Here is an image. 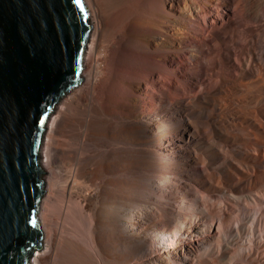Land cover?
I'll return each instance as SVG.
<instances>
[{
    "label": "bare ground",
    "instance_id": "bare-ground-1",
    "mask_svg": "<svg viewBox=\"0 0 264 264\" xmlns=\"http://www.w3.org/2000/svg\"><path fill=\"white\" fill-rule=\"evenodd\" d=\"M82 3L29 264H264V0Z\"/></svg>",
    "mask_w": 264,
    "mask_h": 264
},
{
    "label": "water",
    "instance_id": "water-1",
    "mask_svg": "<svg viewBox=\"0 0 264 264\" xmlns=\"http://www.w3.org/2000/svg\"><path fill=\"white\" fill-rule=\"evenodd\" d=\"M87 19L82 0H0V264H29L40 247L41 139L81 82Z\"/></svg>",
    "mask_w": 264,
    "mask_h": 264
},
{
    "label": "rangeland",
    "instance_id": "rangeland-1",
    "mask_svg": "<svg viewBox=\"0 0 264 264\" xmlns=\"http://www.w3.org/2000/svg\"><path fill=\"white\" fill-rule=\"evenodd\" d=\"M93 23V22H92ZM88 46V43H86V45H85V47H87ZM51 113H52V111H51ZM51 113H49V115L51 114ZM49 115H48V117H49ZM47 117V118H48ZM46 123H47V119H46V122H45V125H46ZM44 125V132H46V126ZM44 141H45V133L43 134V136H42V139H41V144H40V155H39V159L41 158V151H42V148H43V143H44ZM41 160V159H40ZM39 160V161H40ZM42 177V178H41ZM45 176H43V175H40V180L43 182V187L45 188ZM43 179V180H42ZM43 187H42V189H43ZM29 261H30V259H29Z\"/></svg>",
    "mask_w": 264,
    "mask_h": 264
},
{
    "label": "snow or ice",
    "instance_id": "snow-or-ice-1",
    "mask_svg": "<svg viewBox=\"0 0 264 264\" xmlns=\"http://www.w3.org/2000/svg\"><path fill=\"white\" fill-rule=\"evenodd\" d=\"M73 2H74V3H76V4H77V6H80V0H73ZM81 11H83V8H82V6H81Z\"/></svg>",
    "mask_w": 264,
    "mask_h": 264
}]
</instances>
